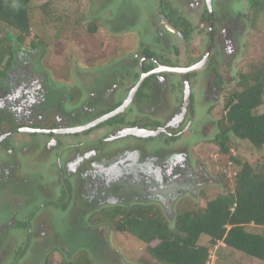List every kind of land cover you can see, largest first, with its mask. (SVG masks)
I'll return each mask as SVG.
<instances>
[{
    "label": "flooded vegetation",
    "instance_id": "af4514ba",
    "mask_svg": "<svg viewBox=\"0 0 264 264\" xmlns=\"http://www.w3.org/2000/svg\"><path fill=\"white\" fill-rule=\"evenodd\" d=\"M93 1L90 17L109 10L106 4L112 0ZM134 1L123 0L116 13L99 19L109 34L104 58L78 62L75 68L71 63L63 79L43 66L47 53H39L46 47L14 49L12 65L0 78V264H45L48 251L54 260L61 261L63 254L76 264L79 251L92 255L89 249L96 247L94 256L102 263L128 264L111 247L109 236L105 241L99 232L108 233V225L87 219L107 208L153 200L174 207L180 199L197 198L213 181L216 161L207 152L212 144L219 146L226 99L238 90L233 70L244 48L241 35L250 25L239 9L247 2L142 0L156 6L149 13L140 0ZM247 1L250 10L254 0ZM137 18L143 24L136 27ZM147 30L151 40L143 37ZM152 40L161 47L154 48ZM111 62L113 69L107 68ZM55 150L69 152L65 167L59 166V179L46 164ZM36 154L41 158L37 165ZM76 182L86 205L96 199L89 215L75 197ZM123 182L136 194L128 185L120 188ZM124 187L132 194L120 190ZM112 189L114 197L105 191ZM56 206L66 211L68 234L91 233L86 238L90 248L78 250L55 231L50 222L60 218Z\"/></svg>",
    "mask_w": 264,
    "mask_h": 264
},
{
    "label": "trees",
    "instance_id": "16d2710c",
    "mask_svg": "<svg viewBox=\"0 0 264 264\" xmlns=\"http://www.w3.org/2000/svg\"><path fill=\"white\" fill-rule=\"evenodd\" d=\"M33 2L0 0V78L12 65L14 44L22 45L31 38L32 46L41 45L39 36H31L37 13L45 25L61 21L65 15L58 11L56 0L35 7ZM251 5L247 19L252 38H259L261 47L259 55L246 63L248 69L240 73L238 90L226 99V114L220 123L223 133L217 140L223 155L231 152V146L236 147L235 140L247 141L256 150L264 147V113H259L264 105V0H254ZM87 10L89 14L91 10ZM77 14V19L86 21L81 11ZM98 28L97 22L88 23L91 33ZM13 33L19 35L14 37ZM230 160L233 166L241 167L232 184L225 172H220L223 191L213 197L202 191L203 205L190 197L181 200L172 222L162 207L145 203L104 209L89 222L105 223L116 232L130 234L147 245L150 256L160 264H209L211 251L219 244L264 262V235L246 229L251 225L264 227V165H251L231 155ZM202 238L207 239L206 244ZM87 256L81 253L76 264H93ZM58 263L73 264L64 259Z\"/></svg>",
    "mask_w": 264,
    "mask_h": 264
},
{
    "label": "rangeland",
    "instance_id": "374dc122",
    "mask_svg": "<svg viewBox=\"0 0 264 264\" xmlns=\"http://www.w3.org/2000/svg\"><path fill=\"white\" fill-rule=\"evenodd\" d=\"M45 1L47 0H34L33 2L34 7L43 4ZM56 1H57L58 9H59L58 11L60 13L62 12L65 13V15L62 17L63 19L60 17L61 21L55 20L51 22V24L45 25L44 23L45 21L42 20L40 14L37 13V15L34 17V21L32 22L33 31H31V34H32L31 36L37 35L39 36L40 39L44 41L43 42L41 40L42 42L40 46L46 47V52L43 53V50H41L39 53L41 56H45V54L47 53L46 57L42 58L43 66L45 65L46 68H48L55 77L59 79H63L64 75L69 74L65 70V68H67L68 65H70L71 63H73V67L75 68V64H77L78 62L88 63V61H91L93 63L95 62L97 63V61L99 60V56H101V58H104L105 56L104 54L108 52V50L106 49L107 45H105L104 38L109 34H104L105 29H107V25L103 22V20H99V19L101 18V16L107 17V15H109L111 11L113 13H116L118 9V5L121 4L123 0L122 1L112 0L111 3L109 4L107 3L106 8L109 10H107L103 14L101 13L102 15L99 14L97 17H93V16L90 17L89 16L90 13L88 14L87 12L88 11L87 9L90 10V6L94 5L96 1H93V0H56ZM132 1L135 2L134 0ZM245 2L247 3H245V5L241 7L242 9L241 10L239 9V12H241V15L244 18L250 13H252V9L249 10L250 6L248 4V1L246 0ZM143 5H145L146 8H148L149 13L157 10L155 5L149 6L146 2L143 3L142 0H140L139 6H143ZM97 7L99 8V6ZM78 11H81V13H83L84 15L83 20H86V21L81 22L80 18L77 19ZM83 15L81 16L83 17ZM96 21H97V24H99L98 31H96L95 33H91L87 29L88 23H96ZM138 23L143 24L141 20L138 22V18H137L136 27L139 26ZM251 33H252V29L250 28V25H249L245 33L241 35L242 38L240 37L241 42H242L241 44L244 46V48L241 50V53L238 57V61L236 63L235 69L233 70V73H235L234 76L238 77V85L240 82V78H239L240 73L248 69V65L246 63L251 61L252 60L251 58L254 59V57H257L260 51L261 41L259 40V38H255V37L252 38L253 36L251 35ZM111 34L116 37H121V36L126 35V33L116 34L114 32H111ZM13 35L14 37H16V35H19V34L13 33ZM143 37L144 39L148 38L151 40L150 32L148 31V33H144ZM30 40L31 38H29L26 43H23L22 44L23 46L19 45V43L14 44L15 50L20 51V52H22L21 48H23L26 51L34 50L32 48L33 46L30 44ZM154 42L155 41L152 40L149 42V44L154 45V48L155 46L161 47V45L154 44ZM111 48L112 47H110V49ZM25 55H28V53H26ZM24 57L26 58V56ZM117 60L121 62V65L122 64L123 66L125 65V67L129 66L128 65L129 63L127 64L126 60L124 59L120 60V58ZM33 64H34L33 66H35L37 63H33ZM107 68L113 69L114 64L111 62V64H109ZM227 70H228V66H227ZM234 85H236L235 82H233L232 84H229L227 87L232 88L234 87ZM259 113H264V105L259 111ZM194 141L196 140L188 142L189 147H191L192 144L195 143ZM235 143H236V147L231 146V152L228 155H223L220 152V147L219 146L217 147L214 144L211 145L212 146L211 150L207 152V157H209L211 161L213 160L216 161V167L215 169H213V171H215L214 176L213 174H211L212 176L211 179L213 181L207 187H205L206 189L203 191V193L207 194V197H213L217 193H220L221 191H223L222 185L220 184V181H221L220 176H219L220 172H225L227 178L229 179V182L232 184L233 179L238 169L241 168L238 166H233V161L230 160V155L233 157H241L243 160L247 161L251 165H258V164L264 165V147L262 150H256L247 141L235 140ZM36 152H39V151H36ZM44 152L45 151H40L41 154H43ZM68 153L69 152L64 151L63 154H59L58 151L55 150L50 153V156L48 159L49 162L46 163V164L49 163V168L52 170V173L58 179L60 176L59 172L61 171L59 166L61 165V167L62 166L65 167V163L67 162L66 156H69L67 155ZM38 155L39 154H36V156H34L36 165L40 163L37 160L41 159ZM83 180L84 179H80V182H82ZM120 185H121L119 186L120 188H122L124 185L130 186L126 182L120 183ZM130 187L132 188L133 193L136 194V188L132 186ZM81 189H82V186H79V183L76 182L74 194H75L76 199H78L84 206V209L80 207L79 208L82 211L84 210V212H87V214L89 215L92 213L93 210H95V208L93 207L96 203V199L92 203H89L86 205V201H84V199L82 198L83 194L81 193ZM201 189L203 190L204 188H201ZM120 190H128L129 194H132L131 189L129 187H124V189H120ZM105 191L109 193L112 197L117 195V191L114 189L105 190ZM121 193L127 194L124 191ZM201 197H202V192L199 193V196L194 199L199 202L202 201L201 203L203 205L205 201L203 200V197L201 200ZM102 198L103 197H101L100 200ZM127 198L131 199L132 195H128ZM128 199H127V202H128ZM35 201L36 203L30 204V210L34 209L37 206V204L40 205V203L42 202V199H40V202L37 200ZM180 201L181 199L176 201L174 203V207H170L167 204L165 205L166 208L168 206V210L166 209L167 210L166 213L169 216H171L172 221L174 220V215L176 217V213H177L176 210H177L178 203ZM139 204H142V203H139ZM54 210L57 216L60 218L59 220H56L55 222H50V224L54 226L56 232H60L62 236L64 237V239H67L68 243H70L73 246H80L78 250H81V251L84 249V247L90 248V246L93 245L91 244L90 240L86 239V238L91 237V233L89 232H86L84 234V237H82L81 234H78L73 231L71 232L69 231V234H68L66 231L69 228L68 227L69 224L67 223L69 219L67 217L65 218L66 211L60 210V208L57 206L54 207ZM43 213L51 218H54V215H55L54 212L49 209H45ZM71 218L73 217L71 216ZM87 220L89 221V219ZM50 224L47 223L48 226H50ZM107 227L110 229L108 230V233L107 231H99V232L102 234V237H104L105 241H106L107 236H109V240H108L109 244H111V247L115 248L116 251L120 252V254L124 258L126 263L128 264H160L158 261H156L150 256L147 250V245H145L144 243H141L140 241H138L136 238H134L128 233H119V232L114 231L112 228H110L109 225ZM246 229L248 232L264 235V227H257V226L251 225L247 227ZM21 232L22 231H20V233ZM204 238H207V237H204ZM204 238H202V243L206 244L207 239H204ZM11 240H12V237H9V240L7 241L11 242ZM95 240L98 243V235L95 236ZM105 241H101L100 243L103 244ZM71 245H69L70 249H71L70 247ZM89 250L91 251L93 256L90 255V252L88 250H84L82 252L79 251L80 253L79 252L78 253L79 255L81 253L87 254L88 255L87 257L91 259L93 264H95L94 261H97L100 264H104L101 262V258L99 259L98 257L94 256V255H97L96 254L98 251L97 247H96V250H91V249ZM51 254H52V251H48L46 253V256L44 258L45 264H48L53 259V256H50ZM77 254L75 258L79 257V255L77 256ZM31 258L27 260H30ZM60 258H63L64 260L67 259L66 257H64L63 254L61 255ZM65 261L67 262V260ZM209 264H264V262L258 261L254 258H251L250 256H247L246 254L232 250L230 248L224 247L222 244H219L217 247H215L211 251V257H210Z\"/></svg>",
    "mask_w": 264,
    "mask_h": 264
},
{
    "label": "water",
    "instance_id": "95a60500",
    "mask_svg": "<svg viewBox=\"0 0 264 264\" xmlns=\"http://www.w3.org/2000/svg\"><path fill=\"white\" fill-rule=\"evenodd\" d=\"M145 204H155V205H159V206H161L164 210H166V208H165V204L163 203V202H159V201H152V202H150V201H146V202H144ZM167 211V210H166ZM171 222H172V219H169ZM173 224V223H172Z\"/></svg>",
    "mask_w": 264,
    "mask_h": 264
},
{
    "label": "clouds",
    "instance_id": "9594fccd",
    "mask_svg": "<svg viewBox=\"0 0 264 264\" xmlns=\"http://www.w3.org/2000/svg\"><path fill=\"white\" fill-rule=\"evenodd\" d=\"M161 207V206H160ZM108 230H110L109 228H108Z\"/></svg>",
    "mask_w": 264,
    "mask_h": 264
}]
</instances>
